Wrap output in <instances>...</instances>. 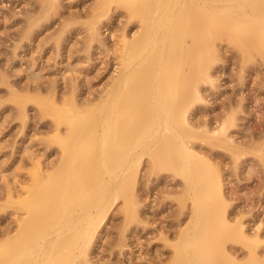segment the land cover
Here are the masks:
<instances>
[{
    "label": "rangeland",
    "instance_id": "1",
    "mask_svg": "<svg viewBox=\"0 0 264 264\" xmlns=\"http://www.w3.org/2000/svg\"><path fill=\"white\" fill-rule=\"evenodd\" d=\"M255 1L264 13V1ZM97 3L0 0V239L23 211L7 199L9 184L20 194V185L31 184V169L37 171L35 161L52 171L60 160L49 140L56 121L41 106L93 108L121 68L123 35L137 30L116 4L99 17ZM216 45L210 79L198 82L200 98L188 110V142L221 173L230 226L242 225L253 237L251 244L230 240L227 252L236 264H264V52L245 55L225 36ZM145 159L133 189L134 215L123 213V201L115 204L76 264H176L192 201L180 175L151 171Z\"/></svg>",
    "mask_w": 264,
    "mask_h": 264
},
{
    "label": "bare ground",
    "instance_id": "2",
    "mask_svg": "<svg viewBox=\"0 0 264 264\" xmlns=\"http://www.w3.org/2000/svg\"><path fill=\"white\" fill-rule=\"evenodd\" d=\"M255 3L98 0L99 17L116 4L137 30L123 35L121 68L93 108L41 106L56 121L49 140L60 160L52 171L35 161L37 171L31 169V184L20 185V194L9 184L7 199L23 211L0 239V264H76L115 204L123 201V213L134 215L133 189L146 157L151 171L180 175L192 201L176 264H236L227 242L251 244L253 237L224 216L221 173L189 146L188 110L200 98L198 82L210 79L216 41L225 36L245 55L264 52V13Z\"/></svg>",
    "mask_w": 264,
    "mask_h": 264
}]
</instances>
